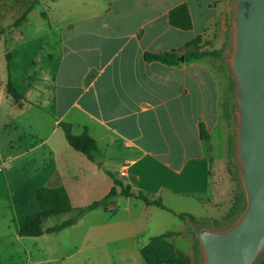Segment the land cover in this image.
Listing matches in <instances>:
<instances>
[{
  "label": "crops",
  "instance_id": "crops-1",
  "mask_svg": "<svg viewBox=\"0 0 264 264\" xmlns=\"http://www.w3.org/2000/svg\"><path fill=\"white\" fill-rule=\"evenodd\" d=\"M79 1V15H69L45 32L44 43L35 50V61L11 62L16 86L33 104L20 106L8 97L6 70V76L0 75V112L7 100L8 115L35 108L40 119H50L48 130L36 131L35 150L55 135L64 149H74L59 125L61 121L71 123L75 134L87 127L97 140L94 159L78 153L87 165L93 164L97 174L104 169L111 180L107 189L99 190L103 197L114 185L110 172L125 179L132 192L160 197L163 202L167 195H212L218 128L227 148V126L222 117L227 100L224 71L210 56L186 59L185 45L205 35L213 15L208 16L202 34L192 12V0ZM184 2L189 4L193 18L194 26L189 30L169 22V11ZM150 51H174L179 63L148 61L145 53ZM202 125L209 139L202 137ZM52 160L48 158L44 164ZM124 166L127 171L121 175ZM49 170L60 176L64 169ZM65 170L70 176L76 174L73 167ZM220 173L219 169L216 179L222 178ZM60 185L71 193L63 183L51 186ZM98 210L103 208L89 213ZM85 216L66 229L85 228Z\"/></svg>",
  "mask_w": 264,
  "mask_h": 264
},
{
  "label": "rangeland",
  "instance_id": "rangeland-1",
  "mask_svg": "<svg viewBox=\"0 0 264 264\" xmlns=\"http://www.w3.org/2000/svg\"><path fill=\"white\" fill-rule=\"evenodd\" d=\"M232 1L192 0V12L202 34L208 16L213 15L203 36L202 50L220 49L222 55L227 51ZM28 5L27 0H0V28H6L0 40V75L6 76L8 54H11L10 64L28 58L35 61V50L44 43L45 32L63 18L79 15L81 3L79 0H40L23 23L10 26ZM40 54L36 57L38 60ZM210 57L224 71L227 100L222 104V117L228 134L227 148H224L226 139L222 131L218 128L215 132L217 147L213 157L218 164L213 177L215 183L211 187L213 194L167 195L164 203L178 214L193 215L201 224L221 226L235 214L233 211L237 210L242 197V187L235 158V84L222 56ZM8 111L9 101L4 100L0 112V264H147L141 253L142 247L152 235L168 230L180 232L171 241L192 256V264H199V240L189 221L184 220V224L173 210L148 206L135 196L114 198L111 211L103 209L88 213L83 229L64 228L39 236H21L19 230L26 217L41 210L35 196L38 187L65 184L75 207L70 212L45 218L43 227L47 229L77 216L80 207L101 199L103 194L99 190L107 189L111 180L104 169L97 174L93 164L87 165L78 151L64 149L56 135L51 142L35 150L36 131L51 127L50 119H40L35 108H26L13 115H8ZM50 150L53 153H49ZM51 157L53 160L45 165ZM67 166L73 167L75 176L67 173ZM54 167L64 169L60 176L49 172ZM219 169L222 178L216 179ZM124 180L121 181L124 183ZM111 222H114L113 226L99 228ZM133 234L137 236L133 237ZM258 263L264 264V257Z\"/></svg>",
  "mask_w": 264,
  "mask_h": 264
},
{
  "label": "water",
  "instance_id": "water-1",
  "mask_svg": "<svg viewBox=\"0 0 264 264\" xmlns=\"http://www.w3.org/2000/svg\"><path fill=\"white\" fill-rule=\"evenodd\" d=\"M222 58L235 84L242 202L224 225L188 221L199 240V264H256L264 255V0L232 1L230 43Z\"/></svg>",
  "mask_w": 264,
  "mask_h": 264
},
{
  "label": "trees",
  "instance_id": "trees-1",
  "mask_svg": "<svg viewBox=\"0 0 264 264\" xmlns=\"http://www.w3.org/2000/svg\"><path fill=\"white\" fill-rule=\"evenodd\" d=\"M39 1L40 0H27V2L29 3L28 7L23 12V14L10 26H18L19 24L23 23L27 19L30 11L35 7V5L39 3ZM44 15H46V13ZM169 22L172 26L183 30L192 29L194 25L189 4L184 2L172 8L169 11ZM5 31V27L0 28V40L3 38ZM203 36H199L198 38L190 41L185 45V48L187 49L186 59H198L204 56H222V51L220 49H201ZM10 58L11 54H8L6 81L7 94L11 96L13 100L20 106H23L24 104H33V102L28 100L16 86L12 77ZM145 59L148 61H161L167 64L179 63V55L174 51L146 52ZM59 125L63 129L65 137L69 144L75 150L81 152L89 159L93 160L94 152L96 151L98 145L97 140L89 133L88 128L86 127L80 134H75L73 132L71 123L61 121ZM202 137L204 139L210 138V135L204 125H202ZM109 174L113 177L114 185L104 197L94 200L86 206L80 207L77 216L64 220L63 222L47 229H44L43 227L45 218L61 213L70 212L74 210L75 207L72 203L71 196L65 186L60 185L38 187L35 190V196L40 204L41 210L26 217L22 226L20 227L19 234L21 236H39L47 232L60 231L75 224L80 218H82L92 210L103 208L104 210L111 211L113 209V199L121 195L135 196L139 199H142L148 205H155L165 209H169L163 202L162 198H152L143 192L136 194L131 191V187L129 185L124 184L120 179L116 178L112 172H110ZM241 202L242 197L238 203L239 207L241 205ZM238 206L237 210L239 208ZM236 211H233V213ZM178 215L185 221H188V218H193L196 220V217L187 213H179ZM174 234L177 233L174 231H168L159 235H154L150 238L149 242L141 249V253L147 264L193 263V258L192 256H190V254L182 249L177 248L174 243L169 240V238Z\"/></svg>",
  "mask_w": 264,
  "mask_h": 264
},
{
  "label": "built area",
  "instance_id": "built-area-1",
  "mask_svg": "<svg viewBox=\"0 0 264 264\" xmlns=\"http://www.w3.org/2000/svg\"><path fill=\"white\" fill-rule=\"evenodd\" d=\"M126 171H127V167L124 166V167L121 169L120 174H121V175H125V174H126Z\"/></svg>",
  "mask_w": 264,
  "mask_h": 264
}]
</instances>
